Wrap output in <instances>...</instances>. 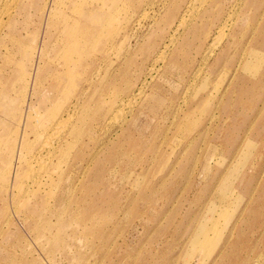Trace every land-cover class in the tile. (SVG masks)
Wrapping results in <instances>:
<instances>
[{
	"label": "rangeland",
	"instance_id": "374dc122",
	"mask_svg": "<svg viewBox=\"0 0 264 264\" xmlns=\"http://www.w3.org/2000/svg\"><path fill=\"white\" fill-rule=\"evenodd\" d=\"M190 1L119 0L122 43L109 56L89 54L102 60L94 77L105 83L88 88L59 129L78 127L61 165L76 185L68 201L76 219L51 233L66 240L75 231L71 250L52 248L19 215L5 223L0 191V264H264V0H208L152 71ZM5 16L7 42L15 31ZM223 20L226 35L205 61ZM35 56H0V77ZM58 56L50 61L64 81L56 98L66 100L84 84L80 74L70 80V67L87 56ZM44 61L41 73L53 76ZM144 80L143 95L130 97ZM6 123L0 118V147L10 140Z\"/></svg>",
	"mask_w": 264,
	"mask_h": 264
},
{
	"label": "bare ground",
	"instance_id": "6f19581e",
	"mask_svg": "<svg viewBox=\"0 0 264 264\" xmlns=\"http://www.w3.org/2000/svg\"><path fill=\"white\" fill-rule=\"evenodd\" d=\"M3 1H5L4 5L9 7L1 5L0 0L2 7L0 26L6 15L9 28L14 29L15 32L10 35L7 42L0 33V56L7 57L9 53L17 52H22L29 57H34L36 54L33 63H28L22 68H8L7 73L3 72L0 77V118L12 121V123H6L4 131L8 133L10 140L0 147V182L3 181L0 191L4 203L2 211L6 217L5 223L12 220V214L19 215L18 219L30 222L38 231V238L48 242L52 248L58 246L66 249L68 247V250H71L70 243L76 237L75 231L72 236H67L66 240L61 233L56 238L52 237L51 233L52 229H63L76 219L75 206L68 204L69 200L74 199L76 185L74 186L71 179H65L66 173L63 174L61 165L64 161L68 163V159L64 157V149L70 144V140L73 141L75 138L78 127L70 131L71 126H69L65 133L60 132L59 129L60 126L64 129L69 125L72 114L78 111L80 103L86 100L88 88L97 83H105V79L94 77V70H98L102 60L90 57L89 54L96 51L102 57H106L117 48L120 38L123 37L122 32L118 30L121 25H114L120 15L119 0ZM207 1L191 0L189 2L173 28L165 47L163 46L164 49L157 54L152 71L157 69V63H163L166 60V54L177 42L196 12ZM20 24L21 28H19ZM224 26H226L225 21L219 29V35L206 52L205 61L224 39L226 35ZM25 34L28 36L26 37ZM29 36L33 38L30 39ZM35 36L38 40L32 43ZM72 52L87 56L83 65L76 67V64H73V67H70L75 71L70 76V80L80 74L84 76L82 82L84 84L72 98L69 96L63 100L56 96L64 81L58 73V68L56 69L54 64L51 65L50 61H54L58 55L60 57ZM41 60H46L44 61L46 65L56 69L53 76L41 73ZM2 70L4 71L3 67ZM86 70H91L90 77L89 74L88 76L84 74ZM151 72H149L150 76ZM145 81L129 96L133 99L142 96L145 92ZM18 84L25 88L21 94L16 95ZM46 93L49 96L44 98ZM32 106L38 107L42 112L39 117L41 122L38 125L32 122L29 112ZM110 110H114V105ZM108 117L111 118V115ZM21 149L26 150V153ZM16 160L18 169H9ZM117 160L121 161L120 158H115L111 162L109 172L112 173L116 169L119 164ZM11 183H13L12 186ZM13 186H15L14 189L11 188ZM10 204L13 205L12 208ZM53 215L56 216L55 220L52 219ZM61 235L62 239H58Z\"/></svg>",
	"mask_w": 264,
	"mask_h": 264
}]
</instances>
